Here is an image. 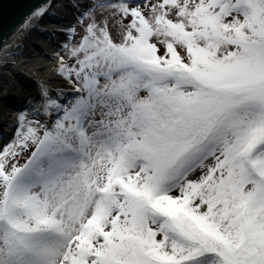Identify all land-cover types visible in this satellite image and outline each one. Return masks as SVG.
I'll list each match as a JSON object with an SVG mask.
<instances>
[{
  "label": "snow or ice",
  "instance_id": "1",
  "mask_svg": "<svg viewBox=\"0 0 264 264\" xmlns=\"http://www.w3.org/2000/svg\"><path fill=\"white\" fill-rule=\"evenodd\" d=\"M17 57L0 264H264V0H37Z\"/></svg>",
  "mask_w": 264,
  "mask_h": 264
},
{
  "label": "bare ground",
  "instance_id": "2",
  "mask_svg": "<svg viewBox=\"0 0 264 264\" xmlns=\"http://www.w3.org/2000/svg\"><path fill=\"white\" fill-rule=\"evenodd\" d=\"M33 47H35V45H33ZM17 59H23L26 62L22 63L19 69L11 73V78L14 79L15 82L7 86L8 95H0V116H6L10 113L16 103L22 100L23 96L31 87V80L25 73L28 69L32 68L33 65L27 62L28 57H17ZM41 63H43V61H41Z\"/></svg>",
  "mask_w": 264,
  "mask_h": 264
},
{
  "label": "water",
  "instance_id": "3",
  "mask_svg": "<svg viewBox=\"0 0 264 264\" xmlns=\"http://www.w3.org/2000/svg\"><path fill=\"white\" fill-rule=\"evenodd\" d=\"M37 0H0V33H7L19 20L24 8Z\"/></svg>",
  "mask_w": 264,
  "mask_h": 264
},
{
  "label": "rangeland",
  "instance_id": "4",
  "mask_svg": "<svg viewBox=\"0 0 264 264\" xmlns=\"http://www.w3.org/2000/svg\"><path fill=\"white\" fill-rule=\"evenodd\" d=\"M26 71V70H25Z\"/></svg>",
  "mask_w": 264,
  "mask_h": 264
}]
</instances>
